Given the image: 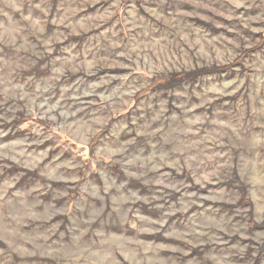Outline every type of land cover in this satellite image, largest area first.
I'll list each match as a JSON object with an SVG mask.
<instances>
[{
	"label": "rangeland",
	"instance_id": "rangeland-1",
	"mask_svg": "<svg viewBox=\"0 0 264 264\" xmlns=\"http://www.w3.org/2000/svg\"><path fill=\"white\" fill-rule=\"evenodd\" d=\"M0 264H264V0H0Z\"/></svg>",
	"mask_w": 264,
	"mask_h": 264
}]
</instances>
